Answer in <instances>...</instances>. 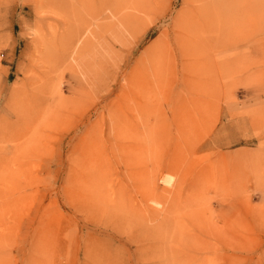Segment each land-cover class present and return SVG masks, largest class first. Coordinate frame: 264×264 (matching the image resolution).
I'll list each match as a JSON object with an SVG mask.
<instances>
[{
    "label": "rangeland",
    "instance_id": "1",
    "mask_svg": "<svg viewBox=\"0 0 264 264\" xmlns=\"http://www.w3.org/2000/svg\"><path fill=\"white\" fill-rule=\"evenodd\" d=\"M0 264H264V0H0Z\"/></svg>",
    "mask_w": 264,
    "mask_h": 264
}]
</instances>
